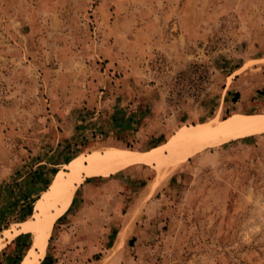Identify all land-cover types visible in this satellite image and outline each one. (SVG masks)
<instances>
[{
  "label": "rangeland",
  "instance_id": "rangeland-1",
  "mask_svg": "<svg viewBox=\"0 0 264 264\" xmlns=\"http://www.w3.org/2000/svg\"><path fill=\"white\" fill-rule=\"evenodd\" d=\"M238 111L264 113V0H0V264L40 257L75 158ZM49 234L40 264H264V133L85 175Z\"/></svg>",
  "mask_w": 264,
  "mask_h": 264
},
{
  "label": "bare ground",
  "instance_id": "bare-ground-1",
  "mask_svg": "<svg viewBox=\"0 0 264 264\" xmlns=\"http://www.w3.org/2000/svg\"><path fill=\"white\" fill-rule=\"evenodd\" d=\"M260 133H264V113L244 114L239 111L226 119L215 118L197 126L182 127L167 144L150 152H138L122 146H107L75 158L70 163L69 176L65 180H60L58 184L57 201L43 210L40 221L37 223L40 231L37 247L41 255L32 262L25 261L24 264H40L50 238L49 231L56 220L68 210L80 179L85 175L94 176L109 168L146 164L154 167L157 175L160 176L177 170L207 148L218 147L232 140ZM158 183L159 178L151 184L149 193L155 190ZM123 241L124 239L120 241V245Z\"/></svg>",
  "mask_w": 264,
  "mask_h": 264
},
{
  "label": "crops",
  "instance_id": "crops-1",
  "mask_svg": "<svg viewBox=\"0 0 264 264\" xmlns=\"http://www.w3.org/2000/svg\"><path fill=\"white\" fill-rule=\"evenodd\" d=\"M239 112V111H238ZM238 112H236V113H238ZM151 148H154V146L153 147H151ZM151 148H149V149H151Z\"/></svg>",
  "mask_w": 264,
  "mask_h": 264
},
{
  "label": "trees",
  "instance_id": "trees-1",
  "mask_svg": "<svg viewBox=\"0 0 264 264\" xmlns=\"http://www.w3.org/2000/svg\"><path fill=\"white\" fill-rule=\"evenodd\" d=\"M238 94V93H237Z\"/></svg>",
  "mask_w": 264,
  "mask_h": 264
}]
</instances>
